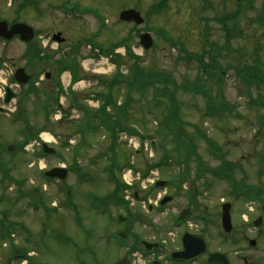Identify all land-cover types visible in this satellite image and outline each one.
Returning a JSON list of instances; mask_svg holds the SVG:
<instances>
[{
	"label": "rangeland",
	"instance_id": "374dc122",
	"mask_svg": "<svg viewBox=\"0 0 264 264\" xmlns=\"http://www.w3.org/2000/svg\"><path fill=\"white\" fill-rule=\"evenodd\" d=\"M52 1L57 4L63 1V4L71 7L73 4H79L84 0H72L73 4L64 0ZM96 1L101 3V1L105 0ZM210 1L214 2L213 0ZM262 1L264 0L255 1L256 11L246 12L243 9V19L240 17V20L238 19L228 24L233 37L229 44L225 38V33L222 31L220 22L214 18H221L224 12H233L237 6L236 0H229L226 5H224L222 0H216L215 6L212 8L209 5L202 4V2H190L182 6V0H178L174 6L167 10L166 14L151 15L145 27L156 32L162 31L171 41H178V48H173L167 39L161 36L158 37L156 34L157 46L152 52H144L137 45L138 42L135 37L132 43L135 53L140 56L139 63L142 68L147 72L156 73L159 71L164 73V75H169L173 82L180 86V89H176L172 85L169 88L175 93L174 103L179 110L178 113L183 124L182 129L189 137V139H185L184 136L183 138L180 137V139L189 142L191 147L194 145L202 156L203 164L212 169L220 167L219 151L224 152L228 162L239 165L241 168L235 171V179L237 181L241 182L243 179V184L256 186L261 191H264V24H261L258 20ZM6 8L7 0H0V10L5 11ZM142 10L144 13L150 12L147 8ZM10 11L12 9H8L7 13L9 14ZM24 13L23 19L40 30L41 36L45 38H50L54 28L65 26V35H67L69 43L63 46L60 53L45 52L55 55V58L60 63H63L58 65V68L39 63L40 66L29 70V74L34 75V79L39 83L40 95H32L28 99L22 100V108L25 111L28 123L21 117L16 120H10L9 116L0 113V155L2 154L3 161L7 162L11 175L24 182L25 187L23 189L30 192L34 188H42L45 204L51 207L57 206L58 212L47 218L40 211L41 209L32 211L29 208L28 198L17 201L13 206L8 203L0 204V211L10 209V220L19 222L28 229L25 231L21 228L17 229L15 232L17 243L14 246L8 244V247L3 250L4 252H1L0 264H9L12 257L18 254V248L29 251V253L34 252L33 257L37 264H114L119 259V256H123L127 247L134 240L133 235L120 244L118 243L119 239L114 236V242L105 244L101 240V234L105 233L107 235L113 232L114 228H119V226L115 225L113 228V222L106 218L91 220L88 217L89 210L84 204V201L87 198L89 199L87 197L88 193L95 192L98 196H104V194H109L113 189L108 170L112 167L111 161L112 158L115 159L114 154L121 165L124 163L122 161L133 163L136 166V171L138 170L140 173L147 171L148 166H153L165 151H169L173 156L168 171L164 172V170H161V173L159 170V179L171 180L178 178L179 182L184 186L182 190L176 191L173 188L160 190L158 188L154 191L152 190L153 192L142 193L143 195L148 194V197L155 204L159 200V196L164 195L165 192L170 195H174L176 192L177 200L166 206L169 209V215H159L157 211H154L148 214L146 220H139L135 227L130 230L131 233H134V236L138 235L146 241L163 240L168 244L166 238L172 237L176 239V241L174 240V242L162 247L157 255H161L164 258L169 256L168 254L171 250L177 249L180 246L183 230L187 228H192L194 232L199 234L203 233L211 250H221L223 252L237 250L228 242H234L236 236L224 238L223 234H221L223 230L219 225L220 204L222 199L229 202L233 200L230 192L232 187L236 186V180L233 181L228 178L222 180L211 173H204L200 178L194 180L197 171L196 167L199 164L197 160H191L192 162L189 165L191 167V175L189 174V176L183 172L185 165L176 163L177 159L175 156L177 154H185L186 149L184 146L180 147L177 144V140L167 128V116L172 102L169 97H165L163 86L146 88L143 94L134 91L131 101L128 102V107L124 103L127 92L122 87H118L114 93L118 105L115 108L113 107L110 112L113 117L121 118L123 132L127 131V134L131 136L128 131L130 132L131 129L136 128L139 133L147 136L153 142L156 156L152 157V159L149 158V153L145 151L135 156V151L133 146H131L135 141L132 142L134 139L125 135H120L117 138L114 148L115 153L113 154L110 150L111 141L108 137L107 129L104 127L105 125L102 126L103 121H100L101 117L97 120L100 124L99 128H92L91 131H87L83 139H80V132L76 131L68 143L66 141L68 139L67 134H72L76 127L83 128L88 119L82 113L76 115L71 110L69 119H66L64 124L61 125V120L56 116L59 113L56 104L53 102L49 104L48 97L57 96V79L61 82L66 79V72L60 73V71L63 66L67 65V60L72 61L71 59H75L73 58L74 53L71 52L72 44L83 38L92 37L99 25L91 18L87 21V25H80L75 22H68V24L63 25L65 19H70L66 17L74 16L71 11H64L63 9L50 11V15L53 16L55 21L53 18H49L48 15L37 19L32 16L34 12L29 8L25 9ZM116 14H107L110 20L108 25L114 29L110 32L105 30L102 34V40L112 37L113 39L110 38L109 40L110 44L114 45L118 44L117 42L125 36L129 29H132L130 25L118 24L116 22ZM48 21L49 24L46 23ZM69 27L80 28V30L73 31ZM12 47L13 51L4 52L3 54L0 52V55L11 59L15 63V67L25 65L26 60L22 58L23 54L26 53L23 52L24 46L13 43ZM16 49L19 52H16ZM183 50H186V52H183ZM89 53L92 52L80 50L76 58L77 61L75 63L72 62L76 68L75 70L79 72V77L82 75L88 76L82 79L85 83L81 84V86L73 87L74 92L82 100L80 103H83L82 105L84 106L86 104L84 97L87 100L92 99L95 101L97 100V93H106L105 85H101V81H97L95 77L100 75L98 72L104 71L107 81L112 76L111 74L106 75L108 73L107 66L100 65L99 62L85 66L84 60L87 58L85 55ZM199 55L205 58L204 60H206L208 67L211 68L207 75L203 73L197 61L192 59V57ZM186 56H189V58ZM212 61L216 62L221 70L226 71L228 68V73L223 78L224 80H220L219 74L215 72L216 68L210 66ZM123 66H125V70L127 69L124 74H128L129 71V74L132 75L130 69L133 66V62L126 60ZM251 67L262 71V83L259 84L257 82V84L249 85L244 81L245 78L237 75L238 69H243L244 74ZM45 73L51 74L49 79L45 77ZM67 77L69 78V76ZM198 81L203 85V92L206 96L192 91L200 86ZM63 86L65 89L68 88L67 85L63 84ZM26 90L23 91V97ZM208 98L211 99V103ZM121 103V106L125 107L123 110H120L121 106L119 107ZM224 103L229 109L228 112L223 116H218L214 113L210 115V106L213 107V112H217ZM87 105L91 109H96L94 104L88 103ZM0 106H2L1 102ZM75 106L76 104H73L70 95L67 94V100H65L63 107L69 110L70 107ZM67 124L72 125L70 130H65ZM31 132L40 134L38 140L25 145L24 150L20 151L16 156L7 155L4 151L6 145H20L23 135L25 136V134ZM43 134L50 138L51 142L48 144L57 150L55 155H44L42 153V143L45 137V135L43 137ZM204 136L210 139L213 149L210 148V144H207L208 142H206ZM191 140H193L192 143ZM63 164L73 167L68 180L64 183L57 179L46 182L42 170ZM77 167L81 168L80 172L86 174L82 180L79 177L80 172ZM129 170L130 167H127L121 174L119 173L121 179L127 174L134 180L139 176L135 169L132 173ZM149 176H151V180L156 178L154 174ZM1 177L0 172V179ZM138 185L140 186L137 180L136 188L139 189ZM67 187L73 188L76 193L74 198L78 204L80 216L84 219L83 226L87 231H90L92 227L96 228V235L89 239L91 241L84 238V235L74 226L73 215L75 216V213L65 203ZM1 188H3V185H0ZM148 189L146 188L147 191ZM38 192L40 193V191ZM198 193L201 195L199 196ZM187 194L198 195V203L202 206L201 209L197 207L193 215L195 217H198L199 215L197 214L199 213L200 216L202 214L206 215L205 217L208 220L211 221L212 219V225L208 226L209 224H204L201 220L197 221L193 218L189 219L188 224L185 223L181 226L174 224L178 210L187 206L189 201ZM18 195L14 185L7 190V196L11 198H16ZM234 203L237 207L233 214L235 223L236 221L245 222L243 221L245 216H242V214L243 212L246 214L247 203L244 200H238ZM137 206L138 209L141 208L140 210L148 212V206L145 208L140 203H137ZM215 211L218 215H213ZM118 213V210L115 211L114 216ZM247 216H249V213H247ZM127 228L128 224L123 225L125 231H127ZM237 230L239 233L241 227L237 226ZM55 232L56 239L54 240L53 234ZM66 235L71 236L70 239H73L79 246L73 247L61 240ZM252 236L253 233L250 231L243 232V243L241 244L243 246V256L245 254L253 264H264L262 256L264 253V239L255 247H250L247 238ZM41 240L45 241L47 247L45 244H41L37 248V243H41ZM80 247H85L89 250L94 249L96 258L93 257V254L86 253L82 259ZM139 251L143 253L140 247ZM144 255L150 261L152 254ZM164 260L167 261V264H170L168 258H164ZM243 264H245L244 260Z\"/></svg>",
	"mask_w": 264,
	"mask_h": 264
},
{
	"label": "flooded vegetation",
	"instance_id": "af4514ba",
	"mask_svg": "<svg viewBox=\"0 0 264 264\" xmlns=\"http://www.w3.org/2000/svg\"><path fill=\"white\" fill-rule=\"evenodd\" d=\"M211 2L210 0H182V3L184 6L185 4H188L190 2H209V6L212 8V6H214L215 1ZM228 2L229 0H223V2ZM240 1V0H239ZM66 2H72V0H66ZM178 2V0H105V1H101V3H99V1L97 2L96 0H84L79 4H73L72 8H77L78 9V13H80V15H76L75 17H71L68 16L66 18H70L69 20L65 19L63 22L64 24H68L71 22H75L78 23L80 25H87V21L91 18L93 19L95 22H97L98 25L100 24H104L105 26V30H111V28L108 26V24L110 23L109 18L107 17V14H116L119 15L120 14V10H124V9H136L138 11H140V13L143 15V17L145 18V20L147 21L145 15L151 14L152 11H150L151 9H160V13L161 14H166L167 10L174 6L176 3ZM12 4H8L7 2V8L5 11L0 10V21L1 20H6L8 22V28H10L12 25L16 24V23H22L24 22L23 19V6H22V1L18 0L17 1V5L19 7V10H15L12 11L10 16L7 13V9L8 7H11ZM261 8H263L264 5V1L261 2ZM32 7L34 9V17H36L37 19H41L46 17L45 15H48V17L53 18V16L50 15V11L52 10H56V9H69V7L64 6L63 3H55L52 0H33L32 1ZM54 8V9H53ZM143 8H147L149 9L150 12H143ZM120 9V10H119ZM119 10V11H118ZM3 16V17H2ZM54 19V18H53ZM55 21V19H54ZM49 24V21L46 22ZM124 24H129L131 25L132 29H129L127 31V33L125 34L126 38H133V36H135V24L134 23H124ZM35 29V39L30 43L27 44L28 46L30 45L33 48V52H37V46L39 45V38H40V34L41 32ZM74 31H79L80 28H75L73 29ZM112 31V30H111ZM66 32V27H60V28H54V31L51 32V36H50V40L51 41H56L58 42V47H57V51H61V49L63 48L64 45L69 43V39L67 38V35H65ZM61 33L62 35L56 39H54V37ZM97 42L98 43H92V44H87L86 42H81L80 44H77V42H75L74 44H72L71 46V52L73 51V49L77 46H80V50H87L88 52H93V50L97 51V52H117L119 47H115L114 44H110V38L113 39L112 37L110 38H104L102 40V36L99 34V36L97 37ZM17 40V42H20V37H16L13 39ZM108 40V41H106ZM13 41H4L3 39L0 38V52H11L12 51V42ZM22 44V43H21ZM102 45L101 48H99L98 46ZM94 47H96L94 49ZM16 52H19L16 49ZM24 52V50H23ZM23 58V56H22ZM38 60H33L32 62H35ZM28 61H26L25 65L22 66H26ZM17 111V110H16ZM140 197V195H139ZM177 200V199H176ZM176 200H172L171 202H175ZM128 201V202H127ZM254 205L256 206V208L253 209L254 211V218H248L247 219V223L243 224V223H238V226L241 227V230L239 231V241L238 243H241L243 241V226L244 227H248L249 225H251L253 228H255V222L258 221V219L260 218L261 223L263 224V228L259 227V228H255L256 231L254 232L257 239H262L264 237V206L263 204L259 203V202H254ZM108 209H109V214L112 216L113 215V210L121 208V210H123L124 212H126L128 214V217L131 219V226L134 227L135 222H136V218L142 215H147L149 213H152L154 211H162V208H164L165 206H162V203L159 202L157 203V205L155 207L153 206H149V210L148 212L146 210H140L138 209L137 206V202H132L129 200H126L124 202V204H122V206H117L114 205L112 203L108 204ZM87 208V205H86ZM243 212V210H242ZM237 248H240V245H237ZM225 255H227L229 257L230 263L229 264H242L243 259L245 264H252L253 262L250 261L247 257H243V250H239V251H235L234 253L232 251H227V253H225ZM239 255V256H238Z\"/></svg>",
	"mask_w": 264,
	"mask_h": 264
},
{
	"label": "trees",
	"instance_id": "16d2710c",
	"mask_svg": "<svg viewBox=\"0 0 264 264\" xmlns=\"http://www.w3.org/2000/svg\"><path fill=\"white\" fill-rule=\"evenodd\" d=\"M236 19H237V17L235 16L233 20H236ZM129 55H132V53L129 52ZM133 58L135 59L136 63L132 67V71L134 72V73H132V80L133 81H129V86L130 87H136V88H131V89L128 90V95L126 97V100H130L131 99V95H132L131 92L134 89L139 90L142 86H153V84L154 85L163 84L164 88H165V89H163L164 93L167 96H169L171 98V100H172V105H171V108L169 110L168 118H167L168 125H170L169 129H171L170 133L177 140V144L180 145V147L184 146L185 149H186L185 150V156L182 155L180 158L183 159L182 161L188 162V161L191 160L192 157H198L197 150L194 147H191L189 142H186V141L180 139V137H182L183 135H186V134L184 133V131H183L182 127H181L182 126L181 125L182 121H181V119L179 117V113H177V105L174 103V94H171V90L168 89V85H170V84L175 85V82H173V80H171L170 78L166 77L164 75V73H161V72L151 73V72H147L145 69H141L137 65L138 58L135 57V56ZM193 59H195L197 61L198 65L202 68L203 71L207 72L206 69H208L207 68L208 64L206 63V60H204L205 58H203L202 55L195 56V57H193ZM213 66L215 68H218L216 63H213ZM220 73H221V75H223L225 72L220 71ZM237 74L240 75L243 78V69L242 70L241 69L237 70ZM245 74H246V80H247L249 85L253 84L256 80L259 81L258 77H261L260 76V72L255 67H251L249 70H247L245 72ZM117 82H118V80L115 81V83H117ZM198 83H200V82L198 81ZM144 91H145V88H142V92L143 93H144ZM193 91L198 92V93H202L203 92V88L201 86H199V88H197L196 90H193ZM107 99L108 100H113V87L112 88L109 87V92L107 94ZM108 105H110V104H108ZM125 105H126V107H128V102H126ZM107 106H104L98 113L91 112V111L88 110L89 121L87 123H90V122L96 123L97 119H99V117H101L104 120L105 124L107 125L108 131L114 136L115 133H116V130L119 127H121V119L120 118H116L115 120H113L112 118H109L110 116L106 114V107ZM120 110H123L122 106H121ZM210 110H212V106H210ZM220 111H226V110L224 109V110H220ZM212 113L213 112H211L210 115H212ZM63 124H64V122H61V125H63ZM71 128H72L71 124H67L65 126V130H70ZM187 138H189V137L187 136ZM204 138H205L206 142H208L207 144H212L210 139H208L207 136H204ZM192 142H193V140H191V143ZM224 156L225 155L222 153L221 170H219L217 172V174L218 175H222L224 173V171L226 170L227 173H228L227 178L230 179V180H233L232 179L233 176L231 175V172L234 171V168L236 166L234 164L230 163V162H227L224 159ZM168 159H169V156L165 155L164 161H168ZM199 165L202 166L200 163H199ZM241 184H243V183L241 182ZM239 185L240 184L236 183V186H239ZM236 186L234 185L233 188L235 189ZM12 199L13 198L9 197V198H7V201L11 202ZM2 234L4 235L3 232H2Z\"/></svg>",
	"mask_w": 264,
	"mask_h": 264
},
{
	"label": "water",
	"instance_id": "95a60500",
	"mask_svg": "<svg viewBox=\"0 0 264 264\" xmlns=\"http://www.w3.org/2000/svg\"><path fill=\"white\" fill-rule=\"evenodd\" d=\"M128 14L129 13H125L123 16L128 17ZM21 26L22 25H18L16 27H14L12 29V33L13 34L20 33L19 28ZM47 175L48 176H52V177H59L61 179H65V177H66V171L65 170H62V169H54V170L48 172ZM223 222H224L223 224H224L225 228L227 229V231H230V229L227 227V225H230V217H229L228 213H224ZM192 240L193 239H187V236L185 237L184 244H185L186 250H189L190 249L191 244H192ZM179 256L183 257L184 256V253L183 254H180Z\"/></svg>",
	"mask_w": 264,
	"mask_h": 264
},
{
	"label": "bare ground",
	"instance_id": "6f19581e",
	"mask_svg": "<svg viewBox=\"0 0 264 264\" xmlns=\"http://www.w3.org/2000/svg\"><path fill=\"white\" fill-rule=\"evenodd\" d=\"M45 138H46L48 141H50V138H49L47 135H45ZM127 180H128V176H127Z\"/></svg>",
	"mask_w": 264,
	"mask_h": 264
}]
</instances>
